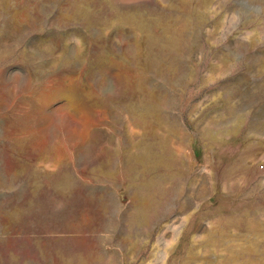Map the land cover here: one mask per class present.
<instances>
[{
    "label": "rangeland",
    "instance_id": "374dc122",
    "mask_svg": "<svg viewBox=\"0 0 264 264\" xmlns=\"http://www.w3.org/2000/svg\"><path fill=\"white\" fill-rule=\"evenodd\" d=\"M0 264H264V0H0Z\"/></svg>",
    "mask_w": 264,
    "mask_h": 264
}]
</instances>
